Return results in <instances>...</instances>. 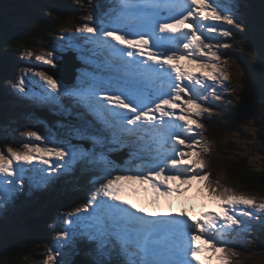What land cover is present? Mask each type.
<instances>
[{
    "label": "snow or ice",
    "instance_id": "obj_1",
    "mask_svg": "<svg viewBox=\"0 0 264 264\" xmlns=\"http://www.w3.org/2000/svg\"><path fill=\"white\" fill-rule=\"evenodd\" d=\"M75 2L87 15L62 28L50 51L21 49L39 63L13 87L77 123L64 138L29 129L30 142L0 150V211L26 187L47 189L80 168L93 173L95 190L59 217L64 227L43 264H71L80 242L94 246L93 264H239L238 246L264 229V195L212 178L205 121L225 93L240 101L245 70L226 50L244 51L242 0H107L99 11L92 0ZM70 51L82 64L71 86L43 70ZM259 113L264 122V102ZM256 123L253 113L244 126L255 135ZM125 149L123 163L111 158ZM181 198L215 207L174 211Z\"/></svg>",
    "mask_w": 264,
    "mask_h": 264
},
{
    "label": "trees",
    "instance_id": "obj_2",
    "mask_svg": "<svg viewBox=\"0 0 264 264\" xmlns=\"http://www.w3.org/2000/svg\"><path fill=\"white\" fill-rule=\"evenodd\" d=\"M32 3H34V1H32ZM44 6V8L41 7L44 11H37L36 4L32 5L30 0H25L23 2V8H25L22 9L20 15H29L31 11L33 15H31L30 18L18 19L19 24H17L16 29L11 25L6 26V23L0 19V28L3 29L4 26H6L5 29L11 33V37L13 38L11 43L16 44V42L19 41V44L30 45L34 38L44 36L56 29L58 21L52 19L53 16L50 14V9L52 8L45 4ZM63 17L64 16L61 15L60 19H63ZM234 171L236 172L237 178L247 182L249 186L256 187L262 184V176L252 172L245 162H239L238 167L235 168ZM23 253H25V251H22L19 247H14L13 251L4 254L1 258L4 264H12L18 261V258Z\"/></svg>",
    "mask_w": 264,
    "mask_h": 264
},
{
    "label": "clouds",
    "instance_id": "obj_3",
    "mask_svg": "<svg viewBox=\"0 0 264 264\" xmlns=\"http://www.w3.org/2000/svg\"><path fill=\"white\" fill-rule=\"evenodd\" d=\"M0 2H1V0H0ZM6 26H9V25L6 24ZM6 26H4L3 29L0 28V31H1V30H4V33H5L6 35L9 34V35L11 36V33H10L8 30L5 29ZM251 113H252V114L255 113L256 116H257L258 110H257V109H251ZM256 133H257V131H256ZM255 174H256V173H255ZM262 183H263V182H262ZM247 186H248V188H253V186H249V184H247Z\"/></svg>",
    "mask_w": 264,
    "mask_h": 264
},
{
    "label": "rangeland",
    "instance_id": "obj_4",
    "mask_svg": "<svg viewBox=\"0 0 264 264\" xmlns=\"http://www.w3.org/2000/svg\"><path fill=\"white\" fill-rule=\"evenodd\" d=\"M256 127V126H255ZM256 130H257V127H256ZM247 133L249 134H253V132L247 127ZM256 133V132H255Z\"/></svg>",
    "mask_w": 264,
    "mask_h": 264
}]
</instances>
